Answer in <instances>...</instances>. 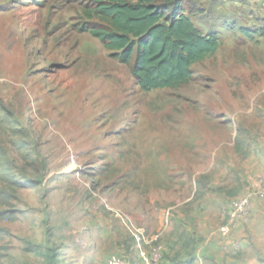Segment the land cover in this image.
Masks as SVG:
<instances>
[{"label": "rangeland", "instance_id": "1", "mask_svg": "<svg viewBox=\"0 0 264 264\" xmlns=\"http://www.w3.org/2000/svg\"><path fill=\"white\" fill-rule=\"evenodd\" d=\"M185 2L219 47L142 91L91 0H0V264H264V196L228 226L264 173V0Z\"/></svg>", "mask_w": 264, "mask_h": 264}, {"label": "trees", "instance_id": "2", "mask_svg": "<svg viewBox=\"0 0 264 264\" xmlns=\"http://www.w3.org/2000/svg\"><path fill=\"white\" fill-rule=\"evenodd\" d=\"M87 14L96 19L86 28L128 66L142 91L174 88L192 79V66L216 52V34H204L188 14L185 0H91ZM188 13V14H187ZM244 35L247 29L240 27ZM5 155V153H3ZM12 163H0V204L11 199L13 187H24L9 171ZM7 185L8 190H3ZM7 216L8 211H1Z\"/></svg>", "mask_w": 264, "mask_h": 264}, {"label": "built area", "instance_id": "3", "mask_svg": "<svg viewBox=\"0 0 264 264\" xmlns=\"http://www.w3.org/2000/svg\"><path fill=\"white\" fill-rule=\"evenodd\" d=\"M254 191V192H253ZM253 191L242 194L234 201L232 210L228 220V226H236L239 223H246L251 215V197L264 196V173L256 180L255 188ZM108 264H125L123 260L111 258ZM146 264H150L146 261Z\"/></svg>", "mask_w": 264, "mask_h": 264}, {"label": "crops", "instance_id": "4", "mask_svg": "<svg viewBox=\"0 0 264 264\" xmlns=\"http://www.w3.org/2000/svg\"><path fill=\"white\" fill-rule=\"evenodd\" d=\"M42 220H43V219H41V221H42ZM186 230H187V231H191V228H190L189 226H187Z\"/></svg>", "mask_w": 264, "mask_h": 264}, {"label": "bare ground", "instance_id": "5", "mask_svg": "<svg viewBox=\"0 0 264 264\" xmlns=\"http://www.w3.org/2000/svg\"><path fill=\"white\" fill-rule=\"evenodd\" d=\"M86 80V79H85Z\"/></svg>", "mask_w": 264, "mask_h": 264}]
</instances>
